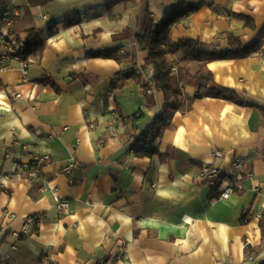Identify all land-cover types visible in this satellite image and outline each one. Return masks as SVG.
Segmentation results:
<instances>
[{"label":"crops","instance_id":"0c3cea01","mask_svg":"<svg viewBox=\"0 0 264 264\" xmlns=\"http://www.w3.org/2000/svg\"><path fill=\"white\" fill-rule=\"evenodd\" d=\"M9 7L19 14L11 33L25 44L33 34L43 49L27 59L26 75L17 61L0 72V177L10 179L0 194V263L262 264L263 43L247 58L205 64L210 88L249 106L195 99L184 87L155 153L137 157L134 141L166 106L136 42L145 22L159 25L197 7L179 18L171 39L225 51L228 35L243 46L263 40L264 0H0V12ZM110 51L122 63L90 57ZM176 62L190 75L204 66ZM127 70L135 77L122 78ZM139 114L134 130L121 120ZM44 156L46 192L42 181L14 174L15 164ZM234 159L245 163L242 189L221 200L198 176L206 164L225 171ZM57 200L68 202V214H59ZM6 213L15 219L3 220ZM32 216H41L40 225L15 240ZM246 247L258 252L252 261Z\"/></svg>","mask_w":264,"mask_h":264},{"label":"trees","instance_id":"16d2710c","mask_svg":"<svg viewBox=\"0 0 264 264\" xmlns=\"http://www.w3.org/2000/svg\"><path fill=\"white\" fill-rule=\"evenodd\" d=\"M197 10V7H190L182 15L189 14ZM182 15H173L167 18L159 25H153L145 22L143 33L136 36V42L146 52L145 63L153 69L151 86L161 92L165 100L163 113L154 119L149 129L134 141L135 155L137 157H150L155 151L152 145L160 138L162 130L167 126L171 115L179 109L182 102V93L184 87L194 89V98H215L230 101L239 106H249L235 96L234 92L221 88H210L209 84L213 81V75L207 70L205 64L221 60L244 59L256 53L262 43V34L259 35L253 43L243 46L237 38L231 35L227 36L228 48L225 51L209 49L204 47L198 41L181 40L174 42L171 39L172 27L179 22ZM43 44L31 34L26 47L21 54L22 60L41 53ZM91 58L114 59L117 62L123 61V58L117 56V51L97 53L90 55ZM129 57V56H127ZM176 58L184 61L204 64L195 75H190L177 62ZM128 60V58H127ZM135 64L134 59L130 61ZM176 68V72H173ZM133 76L131 70L124 71L122 78L128 79ZM147 88V86L145 87ZM143 119V115L133 116L127 120H121L135 129V126ZM38 166V164H36ZM263 225V224H262ZM246 259L253 255L258 256V252L250 247L245 248ZM264 264V262L262 263Z\"/></svg>","mask_w":264,"mask_h":264},{"label":"built area","instance_id":"2783aa9c","mask_svg":"<svg viewBox=\"0 0 264 264\" xmlns=\"http://www.w3.org/2000/svg\"><path fill=\"white\" fill-rule=\"evenodd\" d=\"M13 2V0H10ZM19 14L14 9L9 7L8 9L3 10L0 12V72L6 70L10 62L17 61L23 65V75L27 74L26 62L27 60L21 59V54L26 47V44L23 40H19L16 36L11 33V23L13 18L18 17ZM264 44V38L262 40ZM264 64V63H263ZM137 73H140V70H136ZM173 72H176V68H173ZM154 72L151 74V78ZM16 99L22 98L20 94L15 95ZM112 117L110 118L111 121L114 120V114L112 113ZM214 159H222L223 154L221 152H214L213 153ZM48 157L44 156L43 158L32 160L29 162L18 163L15 164V177L21 178L25 177L31 181H42L44 184L42 185L41 191L46 192L48 190L46 179L41 173L40 169L36 164L40 161L47 160ZM74 168L73 164L64 166L62 168V172L64 174H71ZM244 170H245V163L243 160L234 159L230 162L228 170H222L220 168L215 167L211 164H206L202 168L201 172L199 173V178L211 187H214L219 192V199L227 200L231 195L234 193L235 187L242 189V180L244 178ZM10 181L8 177H0V194L2 193L3 189H5V185ZM57 210L59 214L66 215L69 213V204L65 201L57 200ZM260 217V215L258 214ZM14 220L15 215L6 213L3 220ZM41 216H32L27 217L24 220V225L19 232H13L12 237L19 241L26 239L29 235H31L35 228H37L41 223ZM0 224L2 222L0 221ZM1 243V240H0ZM12 249H15V246L12 245ZM253 260V256L249 258V261ZM1 264V263H0ZM41 264H49L41 263Z\"/></svg>","mask_w":264,"mask_h":264}]
</instances>
